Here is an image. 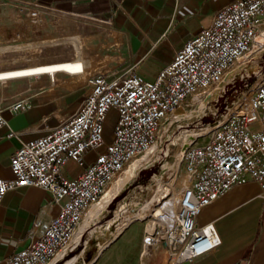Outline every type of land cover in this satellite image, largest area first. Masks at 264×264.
I'll use <instances>...</instances> for the list:
<instances>
[{"label": "built area", "instance_id": "2783aa9c", "mask_svg": "<svg viewBox=\"0 0 264 264\" xmlns=\"http://www.w3.org/2000/svg\"><path fill=\"white\" fill-rule=\"evenodd\" d=\"M38 15L37 8L30 11L34 22ZM260 57L264 0H234L174 54L153 82L132 71L93 76L72 115L46 134L23 141L11 155L12 178H0V206L8 192L37 187L48 192L59 211L36 240L0 264H50L62 252L58 263L79 248L84 232L79 238L76 234L89 207L109 191L112 205L107 208L113 210L137 173L168 170L173 149L169 180L158 194L161 203L144 229L143 252L164 243L168 264H184L216 251V228L200 225L199 215L235 186L249 180L264 183V69L248 76ZM209 97L218 103L209 117L213 123L204 130L205 142L179 143L169 131L182 116L176 111H204ZM24 109L20 99L0 110V128L7 124L6 112ZM110 111L117 118L107 141L104 122ZM69 163L80 169L75 177L67 174ZM114 215L109 230L116 233L120 214Z\"/></svg>", "mask_w": 264, "mask_h": 264}, {"label": "crops", "instance_id": "0c3cea01", "mask_svg": "<svg viewBox=\"0 0 264 264\" xmlns=\"http://www.w3.org/2000/svg\"><path fill=\"white\" fill-rule=\"evenodd\" d=\"M92 1L105 2V16L97 18L105 24L74 28L72 41L76 46L65 59L74 60L12 70L9 76L36 74L40 77L59 72L64 74L57 79L59 82L65 80L62 81V77L71 75L79 83L78 90L87 89L88 81L98 74L132 71L143 80L153 82L174 54L209 27L215 14L234 0ZM3 3L5 1L0 0V32L23 30L24 25L16 15L17 7ZM51 79L54 83L53 77ZM29 85L28 88L24 84L16 85L22 90L15 91L4 108L14 100L25 101L23 111L14 115L5 113L7 124L0 128V178L5 180L12 178L10 158L19 145L46 134L58 124L57 120L67 119L87 92L74 99H65L62 105L42 96L32 83ZM10 132L17 135L8 138ZM58 211L59 206L50 203L48 192L41 188L24 187L8 192L0 206V263L36 240ZM135 223L116 234L105 231L103 236L94 239L97 240L95 244L94 240L90 241L86 254L94 251L93 261L87 263L85 255L77 264H168L163 244L154 251L143 252L144 229L141 231ZM198 223L214 224L220 247L184 264H264V183L249 180L231 188L202 211ZM84 232L79 247L90 234H95V229L90 227ZM108 238L110 240L100 251V241ZM74 258L76 262L78 257Z\"/></svg>", "mask_w": 264, "mask_h": 264}, {"label": "rangeland", "instance_id": "374dc122", "mask_svg": "<svg viewBox=\"0 0 264 264\" xmlns=\"http://www.w3.org/2000/svg\"><path fill=\"white\" fill-rule=\"evenodd\" d=\"M2 1L3 0H1V2ZM4 1L5 3L3 4L5 5L12 4L17 7V18L23 23L24 28L23 30L17 29L11 33L8 31H5L4 33L0 32V73H4L0 76V110H3L8 105V100L11 98L10 96L14 95L15 91L22 90L21 88H17L16 85L24 84L27 86L26 88H28L30 86L29 84L32 83L33 88L40 89L39 93L41 92L42 96L48 97L52 102L62 103V105H64L63 102L65 99H74L80 93L86 92V88L77 89L79 88L77 87L79 83L77 80H74L71 75L62 77V81L65 80L61 83L57 79L64 74L59 72H50L39 77V75L36 74L26 76L16 74L9 76V71L30 66L74 60H65L67 58V53L72 51L73 46H76L74 41H72L74 39V28L81 27L82 29H85L90 25H104L105 23L97 20V18L101 15L105 16V2L100 1L96 4V2L92 0ZM34 8L38 9L41 18L43 19L42 23H35L34 19L30 17V11ZM76 40L78 42V39ZM253 67L255 68L248 72V76L250 77L256 72L255 69H258L259 71L264 69V58H262V61H258ZM259 73L260 72H258V74ZM50 75L53 77L54 83H52ZM16 101L18 100H14L13 102ZM209 101L210 100L204 105V111H202L203 109L200 108L199 110L196 107H193V109H195L194 112H190V108H186L185 111H176V114L182 116L178 122H173V125L169 130L170 135L172 134L173 136H176L179 143L184 139L192 140L197 144L204 143L206 135L202 134L199 136V134L207 128L208 123H213L212 120H209V117H211L213 111H215L218 103H215L216 101ZM116 118L117 114L114 111H110L106 116L104 122V137L107 141L110 140L112 136ZM59 122L60 120H57V123ZM188 133L195 135L185 136ZM197 133L199 134L197 135ZM172 165L169 163L167 171L166 167L163 169L166 172H154L150 177H147L146 175L140 176V173H137L129 186H125V188L120 191V198L115 207H113V210L106 208L111 202L110 193L108 192L105 195V198L100 202V205L94 209V212L91 214L92 216L90 215L83 225V228L86 227L87 222L92 220V223L94 222L95 225H91V227H94L95 234H90V237L86 239V242L82 243L83 245L79 247L78 253L74 256L78 257L75 264H77L82 259L81 257H84L86 252L90 250V248H88L90 241L97 239V237H101V235L103 236L105 231L109 230V226L111 225L109 219L112 214H120L119 217H121L122 220L137 216L138 220L135 224L141 231L145 229L147 225H150V220L152 219L151 212L158 206V203H161V199L157 196L161 192V189H163V183L168 182L169 180L168 177ZM66 171L70 175L76 176L80 169L75 163H70L66 166ZM161 174H163L162 179L160 178ZM127 178L128 176L123 179L120 185H122ZM136 181H138L137 185H135ZM150 199L153 200L148 204L147 202ZM94 215L95 218L93 220L92 217ZM147 219L148 221L143 224L144 221L142 220ZM108 240H110V238H108L103 244ZM95 243H97V240H94V244ZM166 258H168L167 254L165 259ZM64 260L67 261L66 257L57 264L64 263Z\"/></svg>", "mask_w": 264, "mask_h": 264}, {"label": "bare ground", "instance_id": "6f19581e", "mask_svg": "<svg viewBox=\"0 0 264 264\" xmlns=\"http://www.w3.org/2000/svg\"><path fill=\"white\" fill-rule=\"evenodd\" d=\"M42 21H43V19L41 18V16H40V14L38 15V18H37V20H36V22L35 23H42ZM258 61H262V57H260L257 61H255V63H254V65H256L257 64V62ZM253 65V66H254ZM194 132V131H193ZM205 133H208L207 131H201V133L199 134V133H197V135L199 134V136L200 135H202V134H205ZM187 135H189V136H192V135H195V134H192V133H188V134H186L185 136H187ZM186 141V140H185ZM125 177H127V176H125ZM125 177H123L121 180H120V184H121V182L123 181V179H125ZM109 192V191H108ZM108 192H106V194L108 193ZM158 197V196H157ZM157 200V199H156ZM150 201V200H149ZM100 205V203L99 204H97V205H94V206H91V207H89L88 208V210H87V212H86V215H85V219H84V223H85V221H86V219L94 212V209L96 208V207H98ZM109 205V204H108ZM110 205H112V204H110ZM110 205H109V207H110ZM108 207V206H107ZM106 207V208H107ZM142 210V209H141ZM97 214V213H96ZM140 214V213H139ZM138 214V215H139ZM136 215V214H135ZM92 216V215H91ZM131 217V216H130ZM94 218H95V215L92 217V219L94 220ZM138 218V217H137ZM126 219V218H125ZM133 217L132 218H128V219H126V220H122L121 219V217L119 218V225H118V227H117V232L116 233H118L122 228L124 229V228H126L128 225H130V224H132V223H134L133 222ZM152 220V219H151ZM150 220V224L152 223V221ZM142 221H144L143 222V224L146 222V221H148V219L147 220H142ZM84 223L82 224V226H81V228L78 230V232H77V234H76V238H79L81 235H82V233L86 230V229H88V227H89V225L92 223V220L91 221H88L87 222V226L86 227H84L83 228V225H84ZM85 233V232H84ZM116 233H114V234H116ZM106 244V243H105ZM105 244H103L102 245V247H101V250L100 251H102V249H103V247H104V245ZM99 252V251H98ZM98 255V254H97ZM62 256V252H59L58 254H57V256L55 257V260L54 261H52L50 264H57V259L58 258H60ZM63 260V259H62ZM94 260H95V258H94ZM65 261V260H64ZM93 261V260H92ZM74 262H75V258L73 257V258H71V259H69V260H67V261H65L64 263H62V264H74Z\"/></svg>", "mask_w": 264, "mask_h": 264}, {"label": "water", "instance_id": "95a60500", "mask_svg": "<svg viewBox=\"0 0 264 264\" xmlns=\"http://www.w3.org/2000/svg\"><path fill=\"white\" fill-rule=\"evenodd\" d=\"M210 98H211V97H209V98L207 99V101L210 100ZM215 121H216V120H215ZM184 148H185V147H184ZM184 148H183V150H184ZM175 152H176V149H173V150L171 151V155H170V158H169V160H168L169 163H173ZM152 173H154V169H146V170H143V171L140 172V176H144V175H146L147 177H150V176L152 175ZM137 184H138V181L135 182V185H137ZM135 185H134V186H135ZM104 242H105L104 240H101V241H100L101 244H103ZM163 245H165V244L163 243ZM95 251H96V249H95ZM76 253H78V250L69 253V254L66 256V260L73 258V257L75 256ZM93 255H94V251H93V252H89V253H87V254H86V260H85V261H86L87 263H89V262L92 260Z\"/></svg>", "mask_w": 264, "mask_h": 264}]
</instances>
